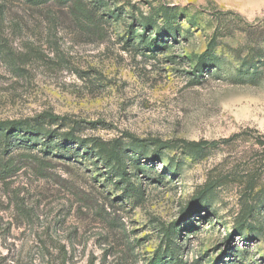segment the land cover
<instances>
[{"label":"rangeland","instance_id":"1","mask_svg":"<svg viewBox=\"0 0 264 264\" xmlns=\"http://www.w3.org/2000/svg\"><path fill=\"white\" fill-rule=\"evenodd\" d=\"M95 1L0 0V264H264V0Z\"/></svg>","mask_w":264,"mask_h":264},{"label":"trees","instance_id":"2","mask_svg":"<svg viewBox=\"0 0 264 264\" xmlns=\"http://www.w3.org/2000/svg\"><path fill=\"white\" fill-rule=\"evenodd\" d=\"M34 5H42L49 0H29ZM59 3L67 7L70 12L73 14V17L77 21L78 24L83 25L85 28L89 30H95L99 27V16H98V5L95 0H59ZM129 26L130 32L133 33V28ZM157 42L155 41L153 45ZM47 118L50 121H58L59 119H64L63 117L57 116L56 114L45 112V114H40L36 117V119H9V120H0V143L2 142H18L19 144H24L26 142L30 143L31 138L39 136L40 132L38 131L37 127L38 124L33 123V120H39ZM65 122V121H64ZM65 125V124H62ZM67 135H71L66 133ZM35 135V136H34ZM75 140V139H74ZM76 144V141L70 142V144ZM199 146L200 144H195ZM84 147L87 151L92 152L94 155H97L100 159L105 160L106 162L114 161L116 164H123L124 153L122 149L118 146H113L109 148L107 143H104L99 140H94L90 146ZM29 149V148H28ZM44 150L46 153L47 148ZM42 151V150H41ZM43 152V151H42ZM13 158L7 161H0V180H6L14 175L15 169V161L12 160ZM42 161V160H40ZM133 162L137 165L141 164V160H132L129 159L126 161L129 164V167H132ZM169 234V232H167ZM170 246L166 248L163 252H157L154 258L148 264H163L164 261L171 262L172 264H183L182 259L175 258L173 256L174 249H169ZM167 254V255H166ZM67 260V258H66ZM64 260V261H66ZM175 260V261H174Z\"/></svg>","mask_w":264,"mask_h":264}]
</instances>
